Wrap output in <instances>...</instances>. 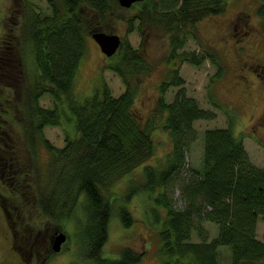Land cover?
Returning a JSON list of instances; mask_svg holds the SVG:
<instances>
[{
  "label": "trees",
  "instance_id": "obj_1",
  "mask_svg": "<svg viewBox=\"0 0 264 264\" xmlns=\"http://www.w3.org/2000/svg\"><path fill=\"white\" fill-rule=\"evenodd\" d=\"M21 1V13L13 11L9 23L4 21L5 38L0 46V161H4L0 175L15 190L12 201L3 199L14 248L27 254L14 197L28 195L40 217L61 227L79 223L78 213L85 217L81 233L87 259L96 264H139L142 254L131 248H122L118 259L104 258L103 251L115 210L123 225L131 227L134 219L127 204L146 194L157 207L152 213L161 225L160 264H221V248L229 250V264H264V241L257 238L259 220L264 221V169L253 164L243 140L235 136L229 111L227 128L204 133L203 168L192 169L180 184L184 208H175L168 193L186 165L188 148L197 136L195 123L216 119L214 112L187 96L181 65L202 67L209 61L218 69L215 79L224 76L220 52L203 45L197 25L207 17L224 14L228 0H144L135 4L138 12L130 17L125 14L129 9L122 8L118 0H46L48 13L32 0ZM257 1L264 36V0ZM116 20L126 22L128 35L156 28L169 36L168 63L174 68L159 85L160 97L145 125L133 110L139 92L135 81L150 74L152 67L128 38L108 58L106 67L121 77L125 92L116 97L102 83L82 102L75 99V78L87 56L88 38L95 32L111 33L110 25ZM189 39L198 43L200 51H185ZM172 88L179 90L169 102L167 94ZM12 91L19 95L22 150L29 170L19 169L20 156L5 127L11 124L12 113L3 102L9 101ZM45 97L52 99L53 108L41 104ZM209 97L214 106L222 108ZM158 120L172 140L163 166L145 167L142 180H131L123 197H110L119 180L155 155L152 133ZM64 123L73 126V134H67L64 146L57 147L45 130ZM159 210L165 212L163 221ZM209 223L217 226L214 238L206 228ZM32 242L31 246L39 243Z\"/></svg>",
  "mask_w": 264,
  "mask_h": 264
},
{
  "label": "rangeland",
  "instance_id": "obj_2",
  "mask_svg": "<svg viewBox=\"0 0 264 264\" xmlns=\"http://www.w3.org/2000/svg\"><path fill=\"white\" fill-rule=\"evenodd\" d=\"M32 2L46 13L50 12L46 0H32ZM136 5L126 10L125 14L129 17L137 14ZM258 6L257 0H228L224 14L207 17L198 23V34L203 45L220 52L226 68L222 78L215 79L218 69L209 61H206L202 67L187 63L181 65L180 74L185 80L187 96L196 99L201 108L214 112L216 119L195 123L197 136L188 148L186 165L176 182H173L168 190L174 207L177 209H183L185 206L181 197L180 184L190 177L192 169L201 170L203 168L204 133L210 129L227 128L229 117L226 111H229L234 118V134L243 140L251 161L264 169V77L258 76V74L262 75L260 68L255 70V67L264 64V36L262 22L257 15ZM21 8V0H0V46L5 38L4 21L8 20L9 23L13 11L17 10L21 13ZM110 26L111 33L109 34L118 35L122 40L128 38L135 49L141 50L144 58L152 67L150 74L141 76L135 81L139 92L133 110L142 117V123L145 125L160 97L159 85L174 68L168 63L169 36L164 30L156 28L146 29L143 34L136 31L128 35L127 24L121 20L114 21ZM185 51H200V46L193 39H189ZM109 62L110 60L102 53L92 36L89 37L87 56L82 61L75 78L74 95L77 101L82 102L91 96L102 83H106L116 97L125 92L126 86L121 77L106 68ZM178 90V88L169 90L167 94L169 102L174 100ZM210 95L215 103L222 107L221 109L211 103ZM8 99L9 101L6 100L3 103L4 107L12 113V121L5 127L20 156L17 161L19 169L29 170L22 150L24 141L21 130V112L17 107L19 95L12 91ZM41 104L46 108L54 107L49 97L43 98ZM7 117L10 118V113ZM71 133L73 134V126L68 123H64L62 127H49L45 130L47 138L57 147H63L66 135ZM152 134L155 141V155L130 176L119 180L110 190L111 196L108 192H105L106 195L120 199L119 197L124 196L131 180H142L145 167L163 166L164 159L172 150L171 137L162 129L160 120ZM2 163L4 161H0V169ZM13 187L6 185L4 179L0 177L2 195H0V203L3 202L4 197H10L9 201H12L11 192L15 191ZM18 196L20 197H14V204L20 212L19 231L23 233L22 245L25 246L27 254L14 248L9 221L0 208V264H41L45 259L46 264H96L85 257V245L81 233L85 217H82L81 213H78L79 223L72 221L61 227L40 217L31 197L20 194ZM119 201L117 203L121 204L122 202ZM127 208L134 222L131 227L126 228L115 210L109 223V236L103 257L118 259L120 250L128 247L137 254H142L139 264H160L158 231L161 225L156 224L152 213V210L157 208L155 203L150 201L146 194H140L131 199ZM159 214L163 221L165 212L159 210ZM206 228L209 230L210 238L217 235L215 224H206ZM62 232L66 233L67 240L61 250L55 252L53 250L55 238ZM29 234L30 237H28ZM257 238L264 241V221L262 219L258 223ZM36 240L39 243L31 246L30 243L33 241L32 243L35 244ZM39 248L40 251H37ZM221 249V264H229V250Z\"/></svg>",
  "mask_w": 264,
  "mask_h": 264
},
{
  "label": "water",
  "instance_id": "obj_3",
  "mask_svg": "<svg viewBox=\"0 0 264 264\" xmlns=\"http://www.w3.org/2000/svg\"><path fill=\"white\" fill-rule=\"evenodd\" d=\"M143 1L144 0H118L120 6L124 9H130L133 5ZM92 38L107 58L115 56L122 45L121 37L115 34L95 32L92 34ZM66 240L67 237L64 234L59 235L54 242L53 250L59 252Z\"/></svg>",
  "mask_w": 264,
  "mask_h": 264
},
{
  "label": "flooded vegetation",
  "instance_id": "obj_4",
  "mask_svg": "<svg viewBox=\"0 0 264 264\" xmlns=\"http://www.w3.org/2000/svg\"><path fill=\"white\" fill-rule=\"evenodd\" d=\"M261 69V71H262V75L261 74H258V76L260 77V78H263L264 77V64H262V65H258L257 67H255V70L256 69ZM0 177H1V179L3 180V177L0 175ZM0 208L2 209V211H3V213L5 214V216L7 217V215H6V212H5V208H4V206H3V202L1 201V203H0ZM8 219V218H7ZM11 228V227H10ZM11 231H12V229H11ZM12 236H13V238H14V234H13V231H12ZM14 240V239H13Z\"/></svg>",
  "mask_w": 264,
  "mask_h": 264
}]
</instances>
